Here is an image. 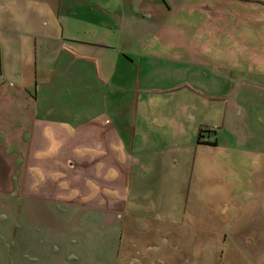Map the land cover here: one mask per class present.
<instances>
[{
	"label": "crops",
	"instance_id": "1",
	"mask_svg": "<svg viewBox=\"0 0 264 264\" xmlns=\"http://www.w3.org/2000/svg\"><path fill=\"white\" fill-rule=\"evenodd\" d=\"M87 1L91 4L83 17L82 4L72 7L77 0H0V11L22 20L16 26L0 20V171L16 173L18 221L23 203L30 200L41 211L58 208L64 233L88 231L98 237L102 223L104 235H112L110 225L123 222L124 215L134 219L136 228L160 219L158 203L150 202V197L158 198V184L144 179L138 188L136 178L152 173L159 181L166 167L172 175L179 169L181 177H188L190 193L195 169L214 177L219 167H224V174L234 171L229 163L215 159L211 148L220 147L212 137L214 129L208 127L199 128L209 138L200 140L192 164L180 168L167 161L177 146L186 147L176 137L182 122L187 126V121L200 119L196 112L210 98L218 101V94L201 91L197 81H186L191 75H204L198 67L205 62L190 60L186 36L179 33L183 30L170 35L166 27L188 1ZM230 1L264 5V0ZM206 2L199 0L191 7L202 8ZM125 4L131 17H126ZM98 9L107 16L98 19ZM66 20H77L80 28L83 23L85 33L98 38L65 39ZM124 36L135 39L129 42ZM168 37L181 40L183 46H162L160 38ZM39 39L43 55L38 61L31 53ZM190 65L193 70L187 68ZM180 88L184 90L176 92ZM175 157L173 162L180 158ZM181 190L177 186L175 191Z\"/></svg>",
	"mask_w": 264,
	"mask_h": 264
},
{
	"label": "rangeland",
	"instance_id": "2",
	"mask_svg": "<svg viewBox=\"0 0 264 264\" xmlns=\"http://www.w3.org/2000/svg\"><path fill=\"white\" fill-rule=\"evenodd\" d=\"M187 1L180 16L172 18L166 27L170 35L183 30L179 33L186 36L184 48L190 60L205 62L198 67L204 75L198 74L195 79L191 75L186 81H197L201 91L218 94V101L210 98L212 101L196 112L200 119L187 121V126L182 122L176 137L186 147L177 146L167 161L178 166L191 163L192 156L199 153L196 147L202 146L198 140L209 138L208 132L199 128L208 127L214 129L212 137L220 147L216 151L211 148L217 154L215 159L229 163L234 172L224 174V167H219L214 177L200 175L195 169L190 193L188 177L186 173L181 177L179 169L172 175L166 167L159 181L153 180L156 175L152 173L136 178L134 185L138 188L145 184L144 179L158 184V198L150 197V202L158 203L160 219L139 223L136 228L134 219H125L124 215L123 222L110 225L114 234L104 235L102 223L97 237L88 231L85 235L64 233L58 208L41 211V206L30 200L23 203L18 221L16 173L0 171V264H151V258L153 264H264V5L209 0L202 8H194L191 4L199 0ZM88 4L91 1L77 0L72 7L80 5L84 17ZM125 9L126 17H131L127 4ZM190 12L194 14L190 16ZM96 14L98 19L107 16L100 9ZM0 20L14 25L22 21L4 11H0ZM77 22H64V38L96 41L98 37L86 34L83 23L80 28ZM55 34L60 36L61 32ZM126 38L129 42L135 39ZM42 42L39 39L37 47L32 46V59L37 57L39 61L42 57ZM159 42L172 47L181 42L183 46L176 38H160ZM187 68L194 69L193 65ZM182 75H187L186 71ZM175 155L180 158L173 162ZM173 176L175 181L170 179ZM177 186L182 190L175 191ZM149 190L154 191L152 187ZM85 228L93 229L89 225Z\"/></svg>",
	"mask_w": 264,
	"mask_h": 264
},
{
	"label": "trees",
	"instance_id": "3",
	"mask_svg": "<svg viewBox=\"0 0 264 264\" xmlns=\"http://www.w3.org/2000/svg\"><path fill=\"white\" fill-rule=\"evenodd\" d=\"M198 142H200V140H198Z\"/></svg>",
	"mask_w": 264,
	"mask_h": 264
}]
</instances>
